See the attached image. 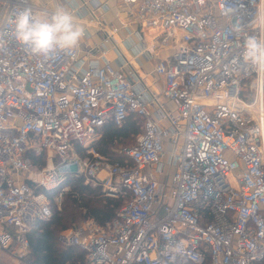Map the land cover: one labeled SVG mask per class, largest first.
Segmentation results:
<instances>
[{
    "label": "built area",
    "instance_id": "1",
    "mask_svg": "<svg viewBox=\"0 0 264 264\" xmlns=\"http://www.w3.org/2000/svg\"><path fill=\"white\" fill-rule=\"evenodd\" d=\"M121 1V24L150 35L149 55L167 51L154 68L161 95L93 59L94 47L86 59L80 45L33 56L14 18L24 8L41 18L39 8L0 0V254L9 258L0 264L28 255V233L52 217L49 192L62 201L68 174L124 199L105 225L89 218L60 235L87 264H202L208 254L212 264H254L264 257V72L241 53L246 36L264 37V0ZM159 97L174 109L163 103L155 118ZM131 115L143 131L120 149L122 163L108 161L92 146L98 130ZM42 151L40 168L29 153ZM164 164L172 173L162 181Z\"/></svg>",
    "mask_w": 264,
    "mask_h": 264
},
{
    "label": "trees",
    "instance_id": "2",
    "mask_svg": "<svg viewBox=\"0 0 264 264\" xmlns=\"http://www.w3.org/2000/svg\"><path fill=\"white\" fill-rule=\"evenodd\" d=\"M143 126L144 119L137 115H131L121 125L109 121L98 130L99 137L92 146L108 161L122 163L123 157L119 154V149L134 144L138 134L143 131ZM76 151L83 157L87 156L86 149L78 144ZM29 154L38 167L41 168L46 164V152L40 155L33 152ZM63 187H68V190L63 194L60 208L54 203L58 190L49 192L52 199V217L40 222L28 233L30 250L22 260L23 264H87L85 253L77 246L64 245L60 235L89 218L105 225L117 216L124 204V199L107 197L101 187L86 183L83 175H66L59 189ZM170 264L196 263L179 258ZM202 264H212L209 254ZM254 264H264V257Z\"/></svg>",
    "mask_w": 264,
    "mask_h": 264
},
{
    "label": "crops",
    "instance_id": "3",
    "mask_svg": "<svg viewBox=\"0 0 264 264\" xmlns=\"http://www.w3.org/2000/svg\"><path fill=\"white\" fill-rule=\"evenodd\" d=\"M39 8L41 18H46L48 9L54 11L57 7L68 10L76 21L83 23L86 35L80 42L82 58L86 59L89 47H94L93 59H99L101 63L109 61L115 68L121 69L128 77L141 80L146 84L151 94L161 95L164 82L154 73V68L159 58H163L167 51L158 52V58H152L147 47L150 43V35L142 33L139 26L129 24L123 26L121 21L126 20V7L121 0H31ZM83 9V10H82ZM88 11L85 15L82 11ZM82 12V13H81ZM88 16L81 20L78 16ZM78 18V19H77ZM96 28V29H94ZM92 38V39H88ZM87 39L89 41H87ZM170 53V51H169ZM165 103L168 109H174V105L166 102L162 97L151 106L154 117L158 116L161 104ZM164 125L168 122L163 120ZM172 169L164 164V174L161 180L169 178Z\"/></svg>",
    "mask_w": 264,
    "mask_h": 264
},
{
    "label": "clouds",
    "instance_id": "4",
    "mask_svg": "<svg viewBox=\"0 0 264 264\" xmlns=\"http://www.w3.org/2000/svg\"><path fill=\"white\" fill-rule=\"evenodd\" d=\"M14 35L33 56L47 60L54 53L76 49L85 28L63 7H57L46 18H36L30 9L24 8L14 18ZM241 57L256 71L264 72V37L246 36Z\"/></svg>",
    "mask_w": 264,
    "mask_h": 264
},
{
    "label": "rangeland",
    "instance_id": "5",
    "mask_svg": "<svg viewBox=\"0 0 264 264\" xmlns=\"http://www.w3.org/2000/svg\"><path fill=\"white\" fill-rule=\"evenodd\" d=\"M82 10H83V9H82ZM82 12L86 15L88 11L85 10V11H82ZM82 12H81V13H82ZM78 18L81 19V20H84V19H88V16H83V15H82V16H78ZM78 18H77V19H78ZM76 22L79 23V24H81V25L83 26V23H82V22H81V23H80V21H76ZM94 29H96V28H94ZM85 35H86V33H85ZM85 35H84V36H85ZM88 39H92V38H88ZM88 39H87V41H89ZM129 146H130V145H129ZM43 152H46L47 161H46V164H45L44 166H47V165H48V158H49V156H50V152H48V151H42L41 154H42ZM119 154H120V149H119ZM168 159H169V156L166 155V157L164 158V160H162V162L164 161V163H167ZM167 166H168V165H167ZM170 169H171V168H170ZM169 186H171V178H170ZM62 201H63V200H62ZM62 201L58 202L57 204L55 203V205H56L58 208H60L61 205H62ZM0 256H1V258L4 259L5 261L9 259V258L7 257V255H5V254H3V253H1ZM9 264H23V263H22V260L20 261V260L14 258L13 260H9Z\"/></svg>",
    "mask_w": 264,
    "mask_h": 264
}]
</instances>
